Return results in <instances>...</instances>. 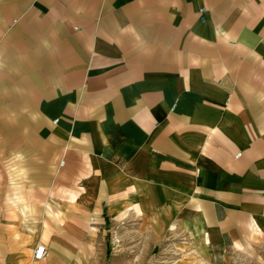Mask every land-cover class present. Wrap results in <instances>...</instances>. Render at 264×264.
<instances>
[{
	"label": "crops",
	"instance_id": "1",
	"mask_svg": "<svg viewBox=\"0 0 264 264\" xmlns=\"http://www.w3.org/2000/svg\"><path fill=\"white\" fill-rule=\"evenodd\" d=\"M0 56L43 142L0 264H108L112 201L208 249L264 241V0H0Z\"/></svg>",
	"mask_w": 264,
	"mask_h": 264
},
{
	"label": "rangeland",
	"instance_id": "2",
	"mask_svg": "<svg viewBox=\"0 0 264 264\" xmlns=\"http://www.w3.org/2000/svg\"><path fill=\"white\" fill-rule=\"evenodd\" d=\"M5 60L0 56V98L5 100L0 104V204L4 203L5 192L18 187L16 183L22 178L18 165L35 163L39 155L37 148L43 144L36 132L35 105L31 103L23 110L24 106L14 104V94L8 97V90H13L14 84L10 82L12 79H7L11 69L10 62ZM51 144L54 141L48 138L46 146ZM123 192L130 193V185ZM111 203L114 212L118 207L123 212L111 216L106 237L111 252L108 264H264V241L258 235L230 248L208 249L200 240V233L189 231L178 216L170 218L168 232L153 233L148 225L153 224L156 230L162 217L132 216V209L143 214L140 202ZM148 220L146 229L144 224Z\"/></svg>",
	"mask_w": 264,
	"mask_h": 264
},
{
	"label": "built area",
	"instance_id": "3",
	"mask_svg": "<svg viewBox=\"0 0 264 264\" xmlns=\"http://www.w3.org/2000/svg\"><path fill=\"white\" fill-rule=\"evenodd\" d=\"M47 256L46 247L44 245H39L34 253V258L37 260H42Z\"/></svg>",
	"mask_w": 264,
	"mask_h": 264
},
{
	"label": "trees",
	"instance_id": "4",
	"mask_svg": "<svg viewBox=\"0 0 264 264\" xmlns=\"http://www.w3.org/2000/svg\"><path fill=\"white\" fill-rule=\"evenodd\" d=\"M111 256V252H110V249L108 251V258Z\"/></svg>",
	"mask_w": 264,
	"mask_h": 264
}]
</instances>
